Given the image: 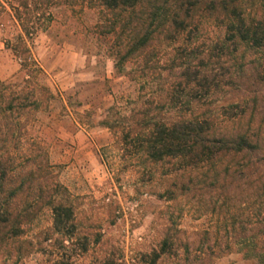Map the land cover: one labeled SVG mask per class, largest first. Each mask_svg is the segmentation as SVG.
<instances>
[{"label":"rangeland","instance_id":"rangeland-1","mask_svg":"<svg viewBox=\"0 0 264 264\" xmlns=\"http://www.w3.org/2000/svg\"><path fill=\"white\" fill-rule=\"evenodd\" d=\"M201 4L185 29L153 32L133 53L124 28H109L126 13L54 3L26 34L0 7V82L38 84L36 106L0 113V212L12 197L0 264H261L264 49L226 39ZM189 118L255 145L204 163L140 147L148 124ZM55 203L72 208L68 230L54 227Z\"/></svg>","mask_w":264,"mask_h":264},{"label":"trees","instance_id":"trees-1","mask_svg":"<svg viewBox=\"0 0 264 264\" xmlns=\"http://www.w3.org/2000/svg\"><path fill=\"white\" fill-rule=\"evenodd\" d=\"M61 2L71 7L95 6L114 14L126 13L128 18L115 15L109 22L111 30L116 31L121 28L122 31L124 28L126 41L122 48H125L126 53L140 50L148 43L153 32L162 28L185 29L189 20L202 6V2L205 4L203 10L208 11L224 25L226 39L264 49V0H208L207 2L206 0H0V7H8L22 31L30 34L41 23L35 17L42 14L44 20L50 18L48 7ZM143 3H146L145 9L139 16L140 19L134 22L129 17V13L139 9ZM154 21L156 27L150 29L149 25ZM144 22L148 23L145 27L142 26ZM16 39L14 51L23 54L22 50L26 48L24 38L18 34ZM122 48H119L118 52ZM29 63H35V60L31 56H26L22 65ZM36 86L32 85L29 89L11 88L8 83L0 82V113L16 112L19 115L36 106L38 102L35 97ZM211 131L212 125L206 119L189 118L171 123L155 121L138 132L137 140L146 155L153 160L181 157L195 163L212 162L227 152H240L255 145L245 133H236L233 137L224 135L215 137ZM4 168L0 166L2 176L5 175ZM10 198L12 197H4V203L1 202L4 205L0 212V221L8 219L7 206ZM52 212L54 227L58 230H68V226L72 224L71 206L55 203L52 205ZM165 245L166 240L163 241L160 250L154 253L153 260L165 250ZM253 250L260 263L264 264V248ZM53 264L68 263L62 258H57Z\"/></svg>","mask_w":264,"mask_h":264}]
</instances>
